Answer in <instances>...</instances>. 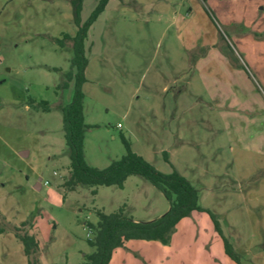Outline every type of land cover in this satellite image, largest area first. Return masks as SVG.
Instances as JSON below:
<instances>
[{"label": "rangeland", "instance_id": "1", "mask_svg": "<svg viewBox=\"0 0 264 264\" xmlns=\"http://www.w3.org/2000/svg\"><path fill=\"white\" fill-rule=\"evenodd\" d=\"M97 3L82 0V21ZM75 32L70 0H0V264H27L15 235L23 223L41 264H82L94 251L86 224L96 211L124 207L150 222L168 210L138 176L122 189L63 186L70 162L59 107L73 85L59 86L72 49L54 39ZM85 45L86 163L120 159L124 136L160 173L175 170L199 189L241 264H264V0H111ZM209 213L182 219L167 245L130 241L111 264H235Z\"/></svg>", "mask_w": 264, "mask_h": 264}, {"label": "trees", "instance_id": "2", "mask_svg": "<svg viewBox=\"0 0 264 264\" xmlns=\"http://www.w3.org/2000/svg\"><path fill=\"white\" fill-rule=\"evenodd\" d=\"M110 0H98L95 8L85 20H81L82 0H70L73 23L76 32L73 36L63 34L61 38L54 39L59 47L70 42L72 57L69 70L64 73V81L59 89H66L70 83L73 85L71 100L68 104L59 107L65 144L69 151V179L63 186L74 189L77 185L90 187H111L122 189L127 178L138 176L149 182L157 189L168 202V210L150 222H138L132 217L124 215V207L117 211L105 214L96 211L98 221L96 224H86L92 237L87 239L88 245L94 249L91 254L84 255L82 264H109L115 250L125 248L130 241H158L167 245L175 226L193 212H207L200 206V191L190 181L182 177L175 170L169 174L160 173L153 165L145 161L130 149L129 142L121 136L125 154L118 160L112 161L104 169L89 166L84 158V135L89 126L84 123L82 85L85 83V70L88 64L85 41L89 28L104 11ZM53 72H60L59 68H51ZM29 106L37 111L47 112V102L36 103L28 101ZM163 160L168 161L166 152L162 153ZM96 195V189L91 190ZM210 214V213H209ZM216 231L219 233L225 254L235 263L241 264L240 257L231 244L222 235L219 225L213 215ZM23 223L15 229V235L22 244L23 254L27 264H41L40 249L36 236L26 229ZM28 228V227H27ZM31 228V227H30Z\"/></svg>", "mask_w": 264, "mask_h": 264}, {"label": "crops", "instance_id": "3", "mask_svg": "<svg viewBox=\"0 0 264 264\" xmlns=\"http://www.w3.org/2000/svg\"><path fill=\"white\" fill-rule=\"evenodd\" d=\"M111 1V0H110ZM87 57H88V54H87ZM23 154V155H22ZM24 154L25 153H21V155L22 156H24ZM36 189H38V190H40L41 189V184H40V182L36 185V187H35ZM32 234H34L35 235V233H32ZM36 236V235H35ZM112 259H113V256H112ZM112 259H111V261H110V263L109 264H111V262H112Z\"/></svg>", "mask_w": 264, "mask_h": 264}, {"label": "built area", "instance_id": "4", "mask_svg": "<svg viewBox=\"0 0 264 264\" xmlns=\"http://www.w3.org/2000/svg\"><path fill=\"white\" fill-rule=\"evenodd\" d=\"M118 127L120 128V125H118ZM47 183H45L44 185H46Z\"/></svg>", "mask_w": 264, "mask_h": 264}, {"label": "water", "instance_id": "5", "mask_svg": "<svg viewBox=\"0 0 264 264\" xmlns=\"http://www.w3.org/2000/svg\"><path fill=\"white\" fill-rule=\"evenodd\" d=\"M40 181V180H39Z\"/></svg>", "mask_w": 264, "mask_h": 264}]
</instances>
